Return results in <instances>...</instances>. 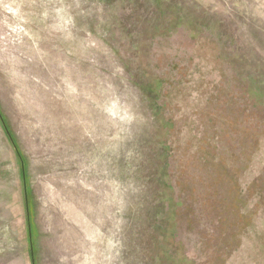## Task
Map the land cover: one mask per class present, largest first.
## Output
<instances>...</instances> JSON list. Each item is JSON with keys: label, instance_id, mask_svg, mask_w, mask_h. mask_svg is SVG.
Here are the masks:
<instances>
[{"label": "rangeland", "instance_id": "1", "mask_svg": "<svg viewBox=\"0 0 264 264\" xmlns=\"http://www.w3.org/2000/svg\"><path fill=\"white\" fill-rule=\"evenodd\" d=\"M0 110V264H264V0H0Z\"/></svg>", "mask_w": 264, "mask_h": 264}, {"label": "trees", "instance_id": "2", "mask_svg": "<svg viewBox=\"0 0 264 264\" xmlns=\"http://www.w3.org/2000/svg\"><path fill=\"white\" fill-rule=\"evenodd\" d=\"M0 125H1L2 131H3V134L5 135L9 145L13 149L15 156L17 158V161L19 163V175H20V180H21V184H22V194H23V198H24V203L27 207V205L29 203L30 195H29V191H28V187H27V176H26L27 171H26V165L24 163V157H23V154H22L20 148L17 145L15 136H14L13 132L11 131L10 126L8 125V122L6 121V119L1 114V110H0ZM29 219H30V222L28 221V223H27V235H28V244L30 247V261L32 262V264H35L36 263L35 255L33 254L34 253V245H33L32 224H31V218H29Z\"/></svg>", "mask_w": 264, "mask_h": 264}]
</instances>
